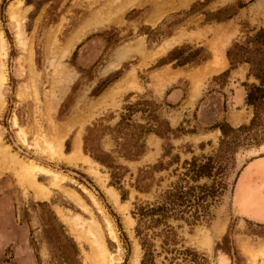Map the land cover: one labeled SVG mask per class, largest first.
<instances>
[{
  "label": "rangeland",
  "instance_id": "374dc122",
  "mask_svg": "<svg viewBox=\"0 0 264 264\" xmlns=\"http://www.w3.org/2000/svg\"><path fill=\"white\" fill-rule=\"evenodd\" d=\"M262 25L264 0H0V69L5 72L0 83V264H90L95 233L105 252L102 264H140L142 249L131 211L154 202L175 184L185 171V160L208 156L216 161L213 176L196 183L214 185L220 194L207 199L202 220L192 225L169 220L178 246L203 254L206 264H252L253 258L241 249L246 243L257 263L264 249V225L235 215L230 201L239 170L264 155V142L248 144L243 135L234 140L229 135L230 143L220 149L219 126L249 123L253 107L245 102L246 87L243 102H232L242 82L258 81L246 76L245 62L228 75L213 74L229 64L226 50L234 42H245ZM178 48H202L208 58L197 64H162ZM128 105L134 109L125 120L129 125L118 127ZM239 112L247 115L237 125L230 123L231 115ZM158 125L163 136L143 133V151L131 159L121 156L133 149L141 130ZM262 130L264 126L251 134ZM84 135L88 148L98 147L120 166L124 200L120 189L110 184V169L83 151ZM74 145L85 160L59 156H69ZM50 146L58 154L50 155ZM13 155L67 179L58 188L51 184V174L37 172L22 185L19 175L26 172L13 162ZM154 165L161 166L146 173L143 181L148 191L136 190L138 172ZM252 169L247 168L243 181ZM254 169L264 176V161ZM34 182L45 192L51 190L50 199L34 197ZM219 217L228 222L227 229L211 251V228L215 233L224 228ZM68 240L77 248L74 261L64 257V251L71 250ZM160 241L153 240L157 249Z\"/></svg>",
  "mask_w": 264,
  "mask_h": 264
},
{
  "label": "trees",
  "instance_id": "16d2710c",
  "mask_svg": "<svg viewBox=\"0 0 264 264\" xmlns=\"http://www.w3.org/2000/svg\"><path fill=\"white\" fill-rule=\"evenodd\" d=\"M226 56L230 65L226 70L222 71V75H228L231 69L245 62L249 65L246 76H252L258 82L250 84L242 82V86L246 87L245 102L253 107V116L248 124H242L237 128L229 127L226 123L218 125L221 130L220 149L230 143L227 140L229 135L233 136V140L243 135L244 139H250L248 144H260L264 142V130L260 131L259 134H251V132L253 129L257 130L264 126V25L256 29L251 36H248L245 42H234L226 50ZM207 58L208 55L203 53L202 48L190 51L178 48L174 49L162 64L173 60H176V66L187 63L197 64L199 61ZM126 110L128 113L121 116L120 121L117 123L118 127L122 124L129 125L127 122L125 123V120L130 119L132 112H134L133 106L128 105ZM158 127H147L141 130L132 146L133 149L128 148L121 156L129 159L138 156L143 151V142L139 140L143 133L152 131L160 136L165 134L161 130L162 126L158 125ZM165 129L166 131L170 130L169 128ZM87 131L88 135L92 133L91 128H88ZM88 135L83 136V151L88 153L93 160L110 169V184L116 185L120 189V198L124 200L127 193L122 189V185H120L123 176V173L119 171L120 166L114 164L110 154L100 151L98 147L88 148ZM215 162L213 156L203 157L202 159L192 157L189 161L185 160V171L175 184L159 194L154 202L136 205L131 211L132 216L136 220L134 227L135 236L139 239L142 249L140 264L207 263L203 254L188 247L182 248V245L178 246L180 241L169 220L182 221L192 225L203 219L209 205L207 199L212 201L220 192H217L214 185L207 186L206 184H197L196 182L200 178L213 176ZM160 166L154 165L150 167V170H140L135 177L134 188L141 192L148 191L149 185L143 183L146 173L151 170H157ZM156 237L161 238L160 248L158 249L153 242ZM68 242L71 250H65L64 257H72L74 261L77 248L74 243H70V240ZM161 253H164L163 258L157 262V258Z\"/></svg>",
  "mask_w": 264,
  "mask_h": 264
},
{
  "label": "crops",
  "instance_id": "0c3cea01",
  "mask_svg": "<svg viewBox=\"0 0 264 264\" xmlns=\"http://www.w3.org/2000/svg\"><path fill=\"white\" fill-rule=\"evenodd\" d=\"M228 65H229L228 61H227V64L225 62L222 69H220L219 72L214 73L213 75L221 73L222 71L226 70L228 68ZM235 73H237V72H235ZM241 74L243 75V77H245V71L243 72V70H241ZM243 88L244 87L241 86V87H238L235 89L236 93L237 92L238 93L235 95L234 101L232 102V104L238 105L241 102H243V100H244V89ZM238 95H239V98L237 99ZM240 114H241V112L234 114V115L240 116ZM242 115H243V113H242ZM229 120H230V123H232L234 125H237L240 123V121H238L237 123H234L233 119L231 117ZM80 151H82L81 147H80ZM76 155L78 157H80V160L82 158H83V160H85V157H83L82 155L80 156L79 149L76 150ZM262 161H264V155L254 157V158L250 159L249 161H247L242 166V168L239 170L238 175L236 176L234 186H233V190H232L231 201H230V209L235 215L239 216L240 218H245V219H247V220H249L255 224H259V225H264V176H261L260 174L256 173L254 167L259 162H262ZM250 166L253 167L252 173L249 174V177L247 178V180L243 181L244 173L247 170V168ZM36 180L39 181L38 177L36 178ZM39 185L40 184L37 183L36 185L32 186L33 190H34V197L36 199H39V200L50 199L51 190L49 189L50 193H49V191L45 192V191L41 190ZM218 219L224 223V228L219 233H215L214 230L211 228V230H212V231H210V236H211V241H212L211 251H213L214 242L217 239H219L226 232V229H227V223L228 222L222 217H219ZM241 239H243V238H241ZM254 243L256 246L258 245L257 241H254ZM255 245H254V247H256ZM241 249L243 250V252L245 254H247L253 258L252 264H264V249L259 250L260 259L257 263L255 262V253L252 252V250L250 249V247L246 243L241 245ZM225 262H226V259H225ZM227 264H231V261H228Z\"/></svg>",
  "mask_w": 264,
  "mask_h": 264
},
{
  "label": "bare ground",
  "instance_id": "6f19581e",
  "mask_svg": "<svg viewBox=\"0 0 264 264\" xmlns=\"http://www.w3.org/2000/svg\"><path fill=\"white\" fill-rule=\"evenodd\" d=\"M15 13H14V10H13V7H11L10 6V16H11V18L12 19H15L16 20V17H15V15H14ZM16 25L18 26V23L16 22ZM0 35H1V33H0ZM71 42V41H70ZM71 45H69L68 47H70V46H72V43H70ZM225 45H227V43L225 44ZM2 46H4V45H2ZM67 48V47H66ZM1 49V48H0ZM3 49V48H2ZM1 49V50H2ZM68 49V48H67ZM216 53H218V52H216ZM216 61V59H214V62ZM213 62V63H214ZM215 64H217V63H215ZM220 66V63H218V65L216 66V67H219ZM5 80V72H4V70H3V68L2 69H0V83H2L3 81ZM245 115H247V114H243L242 115V113L240 114V116L239 115H232L231 116V118L233 119V122L234 123H237L238 121H240ZM14 124H15V121H14ZM17 134L18 135H20V137H21V139L23 140V138H24V136H23V132H22V130H19L18 132H17ZM58 144V143H57ZM2 145V144H1ZM59 145H60V143H59ZM58 145V146H59ZM54 146V145H53ZM3 148V147H2ZM5 148V147H4ZM7 148V147H6ZM53 147L52 146H50V155H56V154H58L57 152H55V150H53L52 149ZM55 148H56V146H55ZM54 148V149H55ZM57 149V148H56ZM76 150H77V146H75L74 145V149H73V152H71V154L69 155V156H65V155H60V153H59V156H63L66 160H69V161H78L79 159H80V157H78L77 155H76ZM58 156V157H59ZM13 157L17 160H15V159H12L13 160V162H15V163H17L18 164V166H20V168H21V171L23 170L24 172H26V174H23V175H19V177H20V182L22 183V185H27V182H28V179L29 178H31L32 176H34L35 175V173H37V172H44V173H46V174H51L52 176H53V181H52V185L53 186H56V187H58V186H61L60 185V183L63 181V180H66L67 179V177L65 176V175H62V174H58V173H56V172H52V171H50V169H48V168H45V167H42V166H40V165H38V164H35V163H33V162H29V163H27V162H20L18 159H17V157H16V155H13ZM55 157V156H54ZM60 158V157H59ZM62 158V157H61ZM7 159V158H6ZM8 160V159H7ZM56 160H57V158H56ZM88 161V160H87ZM21 173H23V172H21ZM33 179H34V177H32ZM29 183H30V181H29ZM35 183V182H34ZM31 184H33V183H31ZM36 184V183H35ZM38 187V186H37ZM33 188V187H32ZM59 188V187H58ZM82 189H84V188H82ZM63 190V192H65V194H67V195H69L71 198L73 197H77V195L76 194H74L72 191H70V192H68L69 190L68 189H62ZM107 192V191H106ZM108 195H109V197L111 198V200L116 204V205H118V201H117V196H116V194H115V192L113 191V190H110L109 188H108ZM93 199V198H92ZM98 209V208H97ZM121 209V208H120ZM124 210V209H123ZM123 210H121V211H123ZM62 217H63V215H62ZM105 220V219H104ZM69 222H70V220H69ZM72 223V222H71ZM108 223V230H109V233L111 234L110 236H112L113 238H115V233H114V230H113V228H112V226H111V223L108 221L107 222ZM220 225L218 224V226L216 227V229H217V232H219L220 231ZM75 231V230H74ZM92 234H94V233H92ZM75 237H76V239L77 240H82V234H81V232L79 231H77L76 233H75ZM94 237V240H93V243H94V246H95V249L94 250H96V251H94L93 252V254H92V259L90 260V259H87L86 261H88V262H90V264L92 263V262H94V264L96 263V264H102L103 262H104V260H103V257L105 256V252H104V250H103V246L101 245V243L98 241V239L100 238V236H99V234H97V233H95V235L93 236ZM93 250V249H92ZM90 260V261H89ZM87 262V263H88ZM132 262H137V260L135 259V261H132ZM89 264V263H88ZM109 264H111V262L109 263Z\"/></svg>",
  "mask_w": 264,
  "mask_h": 264
},
{
  "label": "flooded vegetation",
  "instance_id": "af4514ba",
  "mask_svg": "<svg viewBox=\"0 0 264 264\" xmlns=\"http://www.w3.org/2000/svg\"><path fill=\"white\" fill-rule=\"evenodd\" d=\"M235 182V181H234ZM234 186V185H233ZM232 190H233V188H232ZM239 217V216H238ZM245 219V218H244ZM247 220V219H246ZM249 221V220H248ZM251 222V221H250ZM253 223V222H252ZM255 224V223H254ZM256 225H259V224H256Z\"/></svg>",
  "mask_w": 264,
  "mask_h": 264
}]
</instances>
